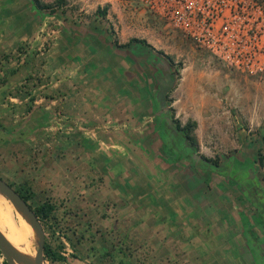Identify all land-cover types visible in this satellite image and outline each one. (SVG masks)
Segmentation results:
<instances>
[{
  "label": "rangeland",
  "instance_id": "1",
  "mask_svg": "<svg viewBox=\"0 0 264 264\" xmlns=\"http://www.w3.org/2000/svg\"><path fill=\"white\" fill-rule=\"evenodd\" d=\"M39 1L49 6L42 8L43 15L38 17L43 22L39 38L52 37L51 32L57 35L66 30L91 29L107 36L116 47H123L129 39L145 40L146 44L131 43L139 45L143 55L155 53L148 74L140 67V88L148 83L146 97L136 89V84L132 91L125 81L116 84L121 107L131 103L134 116L137 106L144 105L149 111L144 116L145 123L137 120L129 127L133 135L139 134L130 148L132 163L138 165L134 173L152 168L158 173L163 171L168 190L164 200L179 210L171 215L191 216L192 223L205 231L197 244L190 247L191 252L174 250L177 244L173 243L171 250L163 248L151 254L146 231L135 237L129 229L136 221H112V227L98 228L88 236L78 235L69 231L71 221L63 217L68 207L56 204L55 215L42 223L46 242L63 259L52 262L45 257V264H70L68 259H76L81 264H187L189 261V264L222 261L242 264L248 259L257 264L259 255L251 243L253 238L261 239L256 246L258 250L264 244V220L259 217L262 206L264 209V76L229 69L183 31L170 25L150 0ZM258 1L264 7V0ZM49 41H44L45 48ZM139 62L142 66V60ZM130 95L132 99L128 98ZM161 110L169 114L168 123L178 121L182 127L190 125L196 142L187 143L202 160L167 149L163 139L165 124L158 122ZM229 160L250 163L259 187L257 194L256 185L252 188L253 197L249 198L238 182L225 173ZM178 186L182 188L181 195L174 193ZM244 220L249 221L248 228ZM162 222L186 223L184 220ZM6 230L15 235L21 231ZM31 233L25 242L29 241L27 252L33 258L38 242L35 232ZM65 249L71 250L68 256L63 255ZM0 264H7L1 255Z\"/></svg>",
  "mask_w": 264,
  "mask_h": 264
},
{
  "label": "crops",
  "instance_id": "2",
  "mask_svg": "<svg viewBox=\"0 0 264 264\" xmlns=\"http://www.w3.org/2000/svg\"><path fill=\"white\" fill-rule=\"evenodd\" d=\"M43 11L33 0H0L1 177L32 192L36 205H66L63 217L71 221L72 233L88 236L112 227V221L131 220L135 237L146 231L151 254L171 250L173 243L174 250L191 252L205 231L191 216L171 215L179 210L164 200L163 171L134 173L138 165L130 148L139 134L129 127L146 122L148 107L137 106L134 116L131 103L121 107L116 96L117 82L125 81L146 97L148 83L140 88V70L149 73L155 53L141 54L130 39L116 47L91 29L39 38ZM173 220L186 223L162 222Z\"/></svg>",
  "mask_w": 264,
  "mask_h": 264
},
{
  "label": "built area",
  "instance_id": "3",
  "mask_svg": "<svg viewBox=\"0 0 264 264\" xmlns=\"http://www.w3.org/2000/svg\"><path fill=\"white\" fill-rule=\"evenodd\" d=\"M150 4L229 69L264 76V7L258 0H150ZM65 250L63 255L68 256L71 250Z\"/></svg>",
  "mask_w": 264,
  "mask_h": 264
},
{
  "label": "trees",
  "instance_id": "4",
  "mask_svg": "<svg viewBox=\"0 0 264 264\" xmlns=\"http://www.w3.org/2000/svg\"><path fill=\"white\" fill-rule=\"evenodd\" d=\"M35 4L40 8H48L49 6L46 4L41 3L39 0H34ZM131 41H138L146 44L145 40H139L137 38L132 39ZM173 74V78H174ZM169 114L166 113L164 110H161L158 117V122L165 124L164 131V143L168 147L167 149L182 154L183 151H181V148L179 147L182 145L183 141H187L189 144L192 145V142H196V138L191 135V128L190 125L182 127L181 124L176 121V124L168 123ZM225 173L228 175V177L231 178L232 181L238 182L240 187L245 190V193L249 196V198L253 197L251 190L252 188L257 184V177L253 173L252 168L250 167V163H247V161H238L235 163L233 160H229L227 164V169ZM242 182V183H241ZM243 182L246 184H243ZM12 185V184H11ZM13 186V185H12ZM257 186V185H256ZM17 191L20 192L22 197L28 201L32 207L37 212V215L39 216V219L41 222L46 223L47 221L51 220V218L55 215L57 205L51 202H46L43 204L36 205L34 204L33 200V193L29 192L26 189H21L18 187H15ZM260 218L264 220V212L260 210ZM246 228L249 227L248 220H244ZM255 221V220H254ZM258 221V219L256 220ZM250 240V239H249ZM252 240H250L251 242ZM259 241L257 239L253 238V249H257V243ZM258 250V249H257ZM2 252L0 251V255ZM45 257L46 259H51L52 262L62 260L63 257L61 254L54 249L49 243L46 242L45 247ZM6 261V260H5ZM7 263V261H6ZM8 264V263H7Z\"/></svg>",
  "mask_w": 264,
  "mask_h": 264
},
{
  "label": "water",
  "instance_id": "5",
  "mask_svg": "<svg viewBox=\"0 0 264 264\" xmlns=\"http://www.w3.org/2000/svg\"><path fill=\"white\" fill-rule=\"evenodd\" d=\"M181 151L184 154H192L197 160H202L201 157L193 153V149L183 141ZM216 169L217 166H214ZM0 192L3 193L13 205L19 210L23 216L30 223L33 231L36 234L38 248L34 257H28L22 254L5 236L0 229V251L8 264H45V247H46V233L43 223L39 219L37 212L32 205L26 201L19 191L16 190L9 182L3 179L0 175Z\"/></svg>",
  "mask_w": 264,
  "mask_h": 264
},
{
  "label": "bare ground",
  "instance_id": "6",
  "mask_svg": "<svg viewBox=\"0 0 264 264\" xmlns=\"http://www.w3.org/2000/svg\"><path fill=\"white\" fill-rule=\"evenodd\" d=\"M23 214L17 210L13 203L3 193L0 192V229L7 239L25 256L31 257L27 250L29 249V241L26 243L27 235L32 236V227L28 220L22 216ZM22 227V228H21ZM20 230L15 235L10 230Z\"/></svg>",
  "mask_w": 264,
  "mask_h": 264
},
{
  "label": "flooded vegetation",
  "instance_id": "7",
  "mask_svg": "<svg viewBox=\"0 0 264 264\" xmlns=\"http://www.w3.org/2000/svg\"><path fill=\"white\" fill-rule=\"evenodd\" d=\"M203 161L207 162L206 160H203ZM257 188H259V187L256 186V191H255L256 194H257V192H258ZM251 193H252V191H251ZM261 197H263V196H261ZM254 200H255V199H254ZM255 202H256L257 204L263 205V204L259 203L257 200H255ZM261 211L264 212L263 206H262V208H261ZM258 241H261V239H258ZM263 241H264V240H263ZM257 245H258V243H257ZM258 246H259V245H258ZM257 249H258V248H257ZM257 249L255 248V251L258 252V255H259V259H258V260H259V263H260V264H264V244L260 246L259 250H257Z\"/></svg>",
  "mask_w": 264,
  "mask_h": 264
}]
</instances>
